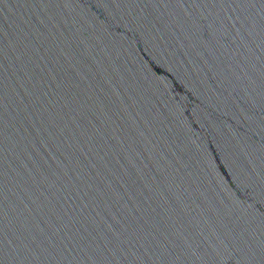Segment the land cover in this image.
Listing matches in <instances>:
<instances>
[{"label": "water", "instance_id": "1", "mask_svg": "<svg viewBox=\"0 0 264 264\" xmlns=\"http://www.w3.org/2000/svg\"><path fill=\"white\" fill-rule=\"evenodd\" d=\"M0 264H264V0H0Z\"/></svg>", "mask_w": 264, "mask_h": 264}]
</instances>
